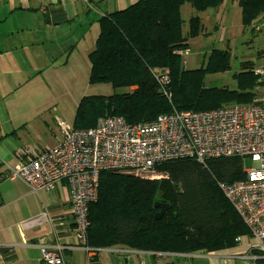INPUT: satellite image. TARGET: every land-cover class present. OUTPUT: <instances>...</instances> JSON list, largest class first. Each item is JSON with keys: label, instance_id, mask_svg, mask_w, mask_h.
Listing matches in <instances>:
<instances>
[{"label": "trees", "instance_id": "trees-1", "mask_svg": "<svg viewBox=\"0 0 264 264\" xmlns=\"http://www.w3.org/2000/svg\"><path fill=\"white\" fill-rule=\"evenodd\" d=\"M225 0H138L100 19L101 33L89 54V83L109 84L111 95H85L77 108V128H90L103 117L119 115L130 123L151 121L180 110H206L223 105L248 104L262 93L264 80L252 61L242 62L234 74L237 89L208 86L209 73L231 69V53L213 49L207 61L189 68L179 50L190 49V39L202 32L200 14ZM244 26L264 18V0H237ZM190 3L195 13L183 29L181 8ZM189 55V54H188ZM187 55V56H188ZM187 61V65L183 61ZM168 70L163 86L155 73ZM96 116V117H95ZM87 117L91 121L84 122ZM162 177L150 179L108 170L100 173L99 200L90 206L88 245H115L138 251L190 253L232 247L248 226L226 198L219 182L245 178L240 156L167 162L157 167ZM156 201L171 204L160 220ZM156 264V263H154Z\"/></svg>", "mask_w": 264, "mask_h": 264}, {"label": "crops", "instance_id": "crops-1", "mask_svg": "<svg viewBox=\"0 0 264 264\" xmlns=\"http://www.w3.org/2000/svg\"><path fill=\"white\" fill-rule=\"evenodd\" d=\"M136 1L0 0V264H42V244L56 243L64 246L66 264H154L157 256H171L161 261L166 264H264V249L252 247L250 232L236 245L211 252H144L125 245L87 250L74 230L66 181L51 191H32L24 180L9 176L15 151L34 143L24 134L33 112L30 97L39 96L43 109L53 104L56 112L55 104L61 108L71 101L77 109L85 95L97 94V84L89 83V54L101 33L100 19ZM263 24L260 18L254 26L260 30ZM47 118L41 136L49 128ZM57 118L59 113L56 123ZM60 139L36 144L53 146Z\"/></svg>", "mask_w": 264, "mask_h": 264}, {"label": "built area", "instance_id": "built-area-1", "mask_svg": "<svg viewBox=\"0 0 264 264\" xmlns=\"http://www.w3.org/2000/svg\"><path fill=\"white\" fill-rule=\"evenodd\" d=\"M178 53L187 56L189 50ZM256 73L264 80V65ZM155 77L170 96L165 88L169 71L155 73ZM57 124L60 141L53 146H20L9 176L24 180L32 191H51L66 181L74 230L85 249H90L89 211L99 200L101 172L117 170L154 179L162 177L157 167L167 162L204 163L231 156L250 157L254 166L245 167L244 179L219 182V187L248 226L252 247L264 249V93L248 104L206 110L174 108L145 122L130 123L113 115L100 118L90 128H77L59 118ZM39 227L43 229L42 224ZM41 248L42 264H66L61 244H42Z\"/></svg>", "mask_w": 264, "mask_h": 264}, {"label": "rangeland", "instance_id": "rangeland-1", "mask_svg": "<svg viewBox=\"0 0 264 264\" xmlns=\"http://www.w3.org/2000/svg\"><path fill=\"white\" fill-rule=\"evenodd\" d=\"M191 12L194 15L200 14L195 13L190 3L185 4L182 9V14L186 20V30L189 29V19L192 16ZM200 16L202 32L190 41L189 55L185 56L188 60L189 68L193 69L202 65L204 60L207 61L213 49L228 50L231 53V69L225 72L209 73L206 75L205 82L208 86L237 89L238 83L234 78V74L241 71L242 62L252 61L255 69L264 65V24L260 30L254 29L253 25L244 26L241 20V7L237 0H226L219 8H209L201 13ZM93 88L97 95L107 96L113 94L112 86L106 83L97 84ZM257 90L262 93L264 89L260 87ZM93 93L95 94V92ZM29 100L33 112L27 116L29 125L26 127L24 134L25 136L29 135V140L34 143L43 144L47 142V139L52 143L57 142L61 138L58 124L53 119L55 113H59L62 120L75 126L76 117L72 118V116L74 113H77V109L71 101L62 104L61 108L59 104H55L58 110L55 112L51 110L53 104H48L43 109L39 96L33 95ZM47 116L50 119L49 128H47V133L41 136L40 132L45 130L44 122L47 121ZM91 119V117H87L84 122H89ZM253 166L252 159L246 157L245 167L250 168ZM164 257L171 258V256H157L155 257L156 260L154 259L155 263L160 261L159 264H166L165 262H161L165 260L163 259ZM147 259H149L148 256ZM180 263L178 261H170L169 264Z\"/></svg>", "mask_w": 264, "mask_h": 264}, {"label": "water", "instance_id": "water-1", "mask_svg": "<svg viewBox=\"0 0 264 264\" xmlns=\"http://www.w3.org/2000/svg\"><path fill=\"white\" fill-rule=\"evenodd\" d=\"M156 207H159L160 211H158L155 214V219L156 220H160L163 217V215L167 212V210L171 207V204L165 203V202L156 201L154 203V208H156Z\"/></svg>", "mask_w": 264, "mask_h": 264}]
</instances>
